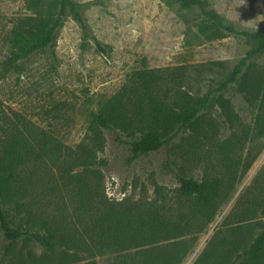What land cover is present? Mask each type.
Returning a JSON list of instances; mask_svg holds the SVG:
<instances>
[{"label":"rangeland","instance_id":"obj_1","mask_svg":"<svg viewBox=\"0 0 264 264\" xmlns=\"http://www.w3.org/2000/svg\"><path fill=\"white\" fill-rule=\"evenodd\" d=\"M72 1L81 5L88 37L68 14L51 47L11 65L6 64L10 50L5 39L15 23L31 16L32 11L27 0H0V147L8 133L25 136L32 130L51 135L62 147L75 150L85 137L91 114L119 90L131 72L170 68L169 73L174 74V68L200 65L196 80L194 73H189L190 85L192 94L204 95L249 49L244 37L238 35L206 41L197 30L199 12L181 9L167 0ZM208 2L237 31L264 30V0ZM253 66L264 69V55L255 59ZM223 97L229 102L230 115L217 103L207 109L202 125L209 134L197 146L190 138L187 141V135L182 139L178 136L170 145L129 162V147L105 131L102 150L87 153L89 170L80 187L92 190L99 178L105 199L118 208L155 199L174 201L179 194L178 177L183 173L198 180L216 173L226 182L230 177L212 220L199 233L181 238L190 244L181 264H238L246 244L264 229L260 213L245 222L230 216L242 192L264 166V139L256 145L249 138L256 107L250 108L234 89ZM226 142H233L235 148H217ZM260 143L262 151L242 174L247 150L252 147L256 151ZM66 163L52 167L46 160H32L21 166L20 179L14 183L23 193L18 200L50 221L61 216L73 220L67 201L69 192L78 188L73 175L81 168L71 171L70 182L63 187L60 175ZM2 209L10 216H24L11 206ZM28 248L41 253L34 244ZM57 258L61 264L90 260L84 254ZM93 261L113 264V255L97 256Z\"/></svg>","mask_w":264,"mask_h":264},{"label":"trees","instance_id":"obj_2","mask_svg":"<svg viewBox=\"0 0 264 264\" xmlns=\"http://www.w3.org/2000/svg\"><path fill=\"white\" fill-rule=\"evenodd\" d=\"M167 1L181 9L199 12L201 20L197 30L206 41L219 40L229 34L244 37L249 45L245 56L204 95L192 94L190 85L189 73H194L196 80L200 65L174 68V74L169 73L170 68L131 72L119 90L91 114L85 137L75 150L62 147L45 133L32 130L25 136L8 133L0 147V264H61L56 262L57 256L75 258L78 254L90 259L83 264H96L93 258L108 254L113 255V264H181L190 245L181 238L199 233L202 226L212 220L230 177L226 182L216 173V176L205 175L198 180L183 173L178 177L179 194L174 201L155 199L118 208L105 199L99 178L92 190L80 187L89 170L87 153L102 150L105 131L113 133L118 143L129 147V162L170 145L178 136L182 139L187 135V141L190 138L197 146L209 134L202 125L207 109L217 103L230 115L229 102L223 97L230 89L250 108L256 107L250 140L257 145L258 140L264 139V69L253 66V61L264 55V30L237 31L210 8L208 0ZM27 2L32 15L15 23L5 39L10 50L6 64L12 65L51 47L68 14L79 25L83 36L88 37L80 4L72 0ZM95 43L99 46L97 41ZM226 147L234 149L235 144L217 145L222 151ZM262 149L260 143L256 151L252 147L247 150L242 174ZM32 160H46L52 167L66 161L60 175L63 187L70 182L71 171L81 168L73 175L78 188L69 192L67 201L74 213L73 220L66 221L61 216L50 221L18 200L23 194L21 187H14L20 179L19 168ZM4 205L24 216L8 215L2 209ZM258 213L264 217V166L242 192L230 216L245 222L256 219ZM30 243L40 248L41 253L29 249ZM239 259L238 264H264V229L246 244Z\"/></svg>","mask_w":264,"mask_h":264}]
</instances>
